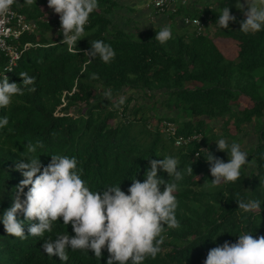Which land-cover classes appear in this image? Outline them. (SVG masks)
Here are the masks:
<instances>
[{"label": "trees", "instance_id": "16d2710c", "mask_svg": "<svg viewBox=\"0 0 264 264\" xmlns=\"http://www.w3.org/2000/svg\"><path fill=\"white\" fill-rule=\"evenodd\" d=\"M239 1L188 2L176 16L169 17L175 23L172 38L160 44L154 36L163 26L136 32L120 29L107 15L111 12L107 1L99 0L74 46L76 53L61 44L60 30L44 20L41 8L47 0H33L30 5L23 0L14 2L12 7L37 22L38 29L22 36L20 50L27 43L32 47L21 54L7 77L20 84L19 74L25 72L35 77V90L25 88L23 94L13 95L9 105L0 107V117L8 118L7 125L0 128V214L15 197L24 199L27 187L16 191L23 178L16 164L22 159L38 157L47 165L51 155L75 157L81 178L91 190L119 185L127 194L133 178L145 179L150 159L174 156L182 174L176 181L179 227L165 226L161 252L142 264H203L209 249L225 241L235 242L241 232L251 231L254 238L264 236V203L250 212L237 208L236 203L241 199L264 202V29L247 34L239 30L245 19V10L237 8ZM225 6L235 20L221 29L215 21ZM183 16L207 17L208 23L221 29L220 37L234 42L237 57L226 58L206 32L208 26L199 35L183 24L179 19ZM93 40H102L115 50L110 63L86 56ZM7 63L8 58L1 55L0 77ZM92 73L97 79H91ZM106 90L112 93L109 99L103 96ZM125 94L124 104L114 106ZM137 98L142 103L135 109ZM241 99L251 105L240 108ZM144 100L151 104L145 105ZM160 104L162 112L158 111ZM164 121L174 123L179 135L200 133L203 139L176 147L161 130ZM215 122L220 123L221 134ZM231 126L237 136L231 135ZM248 128L257 142L245 150L248 163L242 166L240 177L208 187L213 179L205 160L208 151L225 162L228 159L226 152L217 150L215 140L223 137L239 143L238 135L244 137ZM28 144L35 151L29 152ZM202 147L206 150L200 151ZM189 166L192 173L187 171ZM158 175L173 182L166 172L158 169ZM17 218L24 221L22 213ZM36 222L24 221L23 240L7 234L0 223V264H106V248L100 258L91 250L70 249L67 261L48 256L42 247L44 239H54L57 233L74 235L71 223L64 225L58 217L52 232L29 236V224Z\"/></svg>", "mask_w": 264, "mask_h": 264}, {"label": "clouds", "instance_id": "9594fccd", "mask_svg": "<svg viewBox=\"0 0 264 264\" xmlns=\"http://www.w3.org/2000/svg\"><path fill=\"white\" fill-rule=\"evenodd\" d=\"M18 0H0V16L8 13L11 5ZM31 4L33 0H23ZM99 0H47V6L59 17L61 44L67 46L69 52H77L74 47L85 33V25L89 16L98 8ZM248 5L244 12L245 19L240 21V31L247 33L264 29V0H245ZM239 7L242 8V5ZM237 6V5H236ZM235 17L227 6L220 8L216 24L227 28ZM155 40L160 44L172 38V30L167 25L155 32ZM86 56L99 58L105 64L115 58V50L102 40H93ZM91 63L92 60L88 59ZM21 83L9 82L3 74L0 77V107H6L13 95H21L25 88L34 91L35 77L21 72ZM91 79H97L92 73ZM31 86V87H29ZM112 93L106 90L104 98L109 99ZM125 97L120 96L116 107L124 104ZM8 123L7 116L0 117V128ZM218 151L227 153L228 159L214 157L208 151L207 162L213 179L208 187L216 188L221 183L236 181L241 175L242 166L248 163V155L237 142L229 143L221 137L215 140ZM29 152L35 146L27 145ZM178 160L174 156L162 159H150L149 168L145 171V179L141 182L135 178L127 189V194L119 185L103 188L102 191L91 190L81 178L75 157L67 155H51L47 165H42L38 157L25 158L16 164L22 179L16 191L23 192L24 199L19 196L13 199L9 208L0 214V223L4 231L21 240L25 239L22 224L32 221L27 229L29 236L43 237L45 232H52L54 222L62 218L63 224L71 223L74 235L57 233L54 239H44L43 251L48 256L56 255L61 261H67V250L92 251L93 256L101 257L106 248L109 257L106 264H142L146 258H155L161 252L164 237L162 229L179 227L176 219L178 206L176 181L182 179L177 168ZM158 169L173 177L169 183L158 175ZM192 173V168H187ZM162 186V187H161ZM237 208L250 212L261 208L260 200H236ZM22 213L24 221L18 219ZM203 264H264V236L253 237L251 231L238 234L235 242L225 241L223 244L208 250Z\"/></svg>", "mask_w": 264, "mask_h": 264}, {"label": "built area", "instance_id": "2783aa9c", "mask_svg": "<svg viewBox=\"0 0 264 264\" xmlns=\"http://www.w3.org/2000/svg\"><path fill=\"white\" fill-rule=\"evenodd\" d=\"M144 8L153 16H176L181 6L188 4L189 0H141ZM56 18L49 20L44 16V20L51 23L53 28L60 30L58 14H55ZM48 17V15H47ZM200 18H190L183 16L181 18L183 24L189 28H194L197 34L201 35L205 32V28L208 25V18L202 16ZM38 29V23L35 21H29L26 17L14 9L11 5L7 14L0 16V56L3 55L8 58V63L4 68V74L7 77L13 69L16 67L21 54L32 47L27 43L23 45V49L20 50L21 38L24 34H35ZM161 130L170 139L174 140L176 147H185L192 145L194 142L200 143L203 139V135L200 133H194L193 135H179L177 126L170 122L164 121L161 125ZM206 150V147H202L200 151ZM199 156V153L196 154Z\"/></svg>", "mask_w": 264, "mask_h": 264}, {"label": "rangeland", "instance_id": "374dc122", "mask_svg": "<svg viewBox=\"0 0 264 264\" xmlns=\"http://www.w3.org/2000/svg\"><path fill=\"white\" fill-rule=\"evenodd\" d=\"M192 2V0H189V3ZM239 3L242 5V9H244L245 11L247 10V7L248 5L245 3V0H240ZM257 4L259 5V0H257ZM44 12H45V15H46V18L49 19V20H53L56 18L55 16V13L46 5V6H43L41 8ZM122 13H125L124 11H122ZM145 17H139L138 16H132V19H136L140 22V27H144L146 25H150L152 23H155L157 20H156V16H153L151 15L147 10H146V13H145ZM48 15V17H47ZM243 17L245 18V16L243 15ZM115 20V19H114ZM129 22H131L130 20L127 19V17L125 18H120V17H117L116 18V26L120 29H123L124 28V24L127 26L129 25L127 28H130L132 27L133 23L131 24H128ZM122 24L121 26L118 24ZM207 30L206 32L210 34V36L214 39L216 45L218 46L219 50H222L220 49L222 47V42L224 39H229V38H225V37H220V30L222 29H219L218 27L214 26L212 23H208L207 25ZM123 27V28H122ZM125 29V28H124ZM188 31H190L191 29H186ZM191 32V31H190ZM223 39V40H222ZM231 40V39H229ZM222 41V42H221ZM226 42V41H225ZM221 45V47L219 46ZM231 51V59L232 58H236L237 57V52H239V49L236 47V45H231V47L229 48ZM222 52V51H221ZM234 53V54H233ZM224 54V53H223ZM235 55V56H234ZM234 56V57H233ZM227 58V57H226ZM230 58V57H229ZM128 94H125L124 97L127 98ZM145 101V102H144ZM143 102L145 103V105H149V103L151 104V101L149 100H144ZM142 103V100L137 98V100L135 101V103H133L134 105V108H139L140 104ZM239 106L240 108H244V107H247V106H250L251 103L246 100V99H241L239 100ZM84 106H83V112L85 111L84 110ZM148 109V108H147ZM158 111L159 112H162L164 110V108L161 106V104L158 106ZM149 110V109H148ZM131 118H133V115H131ZM116 122V121H115ZM114 121L111 122V124L115 123ZM216 124V127L218 128L217 129V132L219 134H221V131H220V123L218 122H215ZM230 130H231V135H235L237 136V132L236 130L234 129L233 126L230 127ZM249 131V128L247 129V132H246V135L243 137L241 134L238 135L239 139H241V142H239L240 146H241V149L243 151L247 150L248 148H250V146H253L256 144L257 142V136L255 135V133L251 132H248Z\"/></svg>", "mask_w": 264, "mask_h": 264}, {"label": "crops", "instance_id": "0c3cea01", "mask_svg": "<svg viewBox=\"0 0 264 264\" xmlns=\"http://www.w3.org/2000/svg\"><path fill=\"white\" fill-rule=\"evenodd\" d=\"M105 1H107L109 6L111 7V12L109 14H107V15L112 20L113 24H116V18L117 17H120V18L127 17V19L130 20L133 23L132 27H130V28H127L129 25L126 26L124 24V28L126 30H128L129 32H136L138 29H140L142 31H145L148 28H150L152 25H156V26H165V25H167L168 27L171 28V26H173V24H175V23H172V21L167 16H158L156 18L157 21L155 23H152L150 25H146V26L141 28L140 27V22L138 20H136V19H132L133 15L134 16H138V18L139 17L140 18L141 17H145V15H146L145 14L146 13V9L144 8L141 0H105ZM122 11H124L125 13H122ZM186 17H188V16H186ZM181 18H179V19L181 20ZM176 20H178V18ZM131 22H129V23L127 22V23L130 24ZM118 24L119 23H117V25ZM119 25L121 26L122 24H119ZM231 45H235V44H234V42L232 40H229V39L228 40L227 39L223 40L222 47H221V45H219L221 47L220 49H222L220 51H222V53H224L225 57H227L228 59H231V53H230L231 51H229L230 50L229 48L231 47ZM232 59H234V58H232Z\"/></svg>", "mask_w": 264, "mask_h": 264}]
</instances>
